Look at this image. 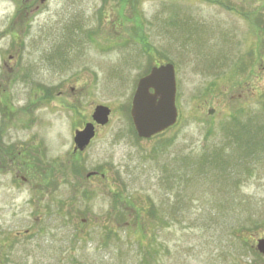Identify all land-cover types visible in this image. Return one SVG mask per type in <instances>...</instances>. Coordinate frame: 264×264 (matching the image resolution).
<instances>
[{
	"label": "rangeland",
	"instance_id": "rangeland-1",
	"mask_svg": "<svg viewBox=\"0 0 264 264\" xmlns=\"http://www.w3.org/2000/svg\"><path fill=\"white\" fill-rule=\"evenodd\" d=\"M132 1L0 0V264H149L148 232L158 264H264V0ZM166 61L178 119L141 139Z\"/></svg>",
	"mask_w": 264,
	"mask_h": 264
},
{
	"label": "water",
	"instance_id": "water-1",
	"mask_svg": "<svg viewBox=\"0 0 264 264\" xmlns=\"http://www.w3.org/2000/svg\"><path fill=\"white\" fill-rule=\"evenodd\" d=\"M175 97V70L170 63L151 68L148 74L137 81L129 113L139 138L150 139L176 123L178 113ZM212 113L213 110L208 111V114ZM109 115L108 107L97 105L92 120L98 125H105ZM93 137L94 125L86 123L82 130L75 131L74 151H82ZM256 250L264 255V238L257 240Z\"/></svg>",
	"mask_w": 264,
	"mask_h": 264
},
{
	"label": "trees",
	"instance_id": "trees-1",
	"mask_svg": "<svg viewBox=\"0 0 264 264\" xmlns=\"http://www.w3.org/2000/svg\"><path fill=\"white\" fill-rule=\"evenodd\" d=\"M134 1H136V0H134ZM138 1V0H137ZM128 3H129V5L130 4H132L133 3V1L132 0H128ZM218 4H220V5H223L224 7H226L223 3H218ZM240 15H244V14H240ZM244 17L245 18H247V19H249L246 15H244ZM138 20H140V19H137V22H138V24H139V26H141V23H140V21H138ZM143 39L144 37H140V39ZM166 63H170L169 61H166L164 64H166ZM79 169H82V166H80L79 164H77V163H73V165H72V173H78L79 172ZM64 174H65V172H64ZM152 210V209H151ZM151 210H150V212H151ZM152 212H153V210H152ZM122 217H124V215H122V214H120L119 215V218H122ZM148 234H149V237H148V240H147V242L146 243H142V242H140V241H138V246L140 247V249L139 250H141V251H144V253L149 257V259L151 260V262H147V263H149V264H158V262H157V258H156V256L159 254V247L157 248L153 243H152V241L153 240H150V239H152V237H153V235H151L152 233H150V232H148ZM257 255V254H256Z\"/></svg>",
	"mask_w": 264,
	"mask_h": 264
},
{
	"label": "flooded vegetation",
	"instance_id": "flooded-vegetation-1",
	"mask_svg": "<svg viewBox=\"0 0 264 264\" xmlns=\"http://www.w3.org/2000/svg\"><path fill=\"white\" fill-rule=\"evenodd\" d=\"M89 122H92L91 117H90V120H86L85 122H83L82 126L79 127V128H77L76 130H82L83 125L86 124V123H89ZM100 126H101V125H98V124L94 123V127H95V128H94V129H95V135H96V132H97V130L99 129ZM95 135H94V137H95ZM93 139H94V138H93ZM93 139H92V140H93ZM92 140H91V141H92ZM91 141H90V142H91Z\"/></svg>",
	"mask_w": 264,
	"mask_h": 264
}]
</instances>
